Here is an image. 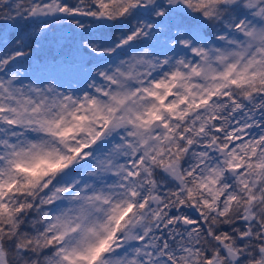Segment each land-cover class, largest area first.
Instances as JSON below:
<instances>
[{
  "label": "snow or ice",
  "instance_id": "6c2138e0",
  "mask_svg": "<svg viewBox=\"0 0 264 264\" xmlns=\"http://www.w3.org/2000/svg\"><path fill=\"white\" fill-rule=\"evenodd\" d=\"M0 264H264V0H0Z\"/></svg>",
  "mask_w": 264,
  "mask_h": 264
}]
</instances>
